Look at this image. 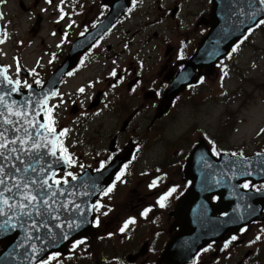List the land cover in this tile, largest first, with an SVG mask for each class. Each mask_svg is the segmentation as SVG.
Here are the masks:
<instances>
[{"label":"flooded vegetation","instance_id":"flooded-vegetation-1","mask_svg":"<svg viewBox=\"0 0 264 264\" xmlns=\"http://www.w3.org/2000/svg\"><path fill=\"white\" fill-rule=\"evenodd\" d=\"M13 3L31 12L33 36L46 27L40 47L27 41L21 22L14 24ZM216 10V0H0V59L23 87L42 86L73 55L78 40L92 37L48 102L47 128L58 133L59 153L68 163L53 180L65 183L120 163L95 203L91 232L72 243L65 256L71 259L77 248L82 249V264L86 253H94L97 264H264V202L263 217L237 229H221L227 206L216 211L220 194L213 192L206 200L213 209L198 199L194 188L189 200L194 179L188 175L215 173L214 168H203L210 165V155L264 156V128L257 147L231 151L218 145L219 137L208 126L192 127L178 137H154L162 121H176L177 108L213 95L214 82L227 77V60L241 52L249 36L259 31L258 45L262 39L264 18L213 65L199 62L211 60L215 52L194 62L216 23ZM109 20V27L95 36ZM25 44L32 48L27 56L18 48ZM28 58H34L32 64ZM180 79L192 81L158 116L165 94ZM211 115L209 108L207 116ZM201 143L211 153L195 159L193 151ZM241 186L259 193L264 181L247 179ZM262 200L264 196L259 204Z\"/></svg>","mask_w":264,"mask_h":264},{"label":"water","instance_id":"water-1","mask_svg":"<svg viewBox=\"0 0 264 264\" xmlns=\"http://www.w3.org/2000/svg\"><path fill=\"white\" fill-rule=\"evenodd\" d=\"M216 1L219 3V10L215 12L216 23L213 24L209 35L202 41L200 52L194 59V62H197L203 55L215 52V57L211 60L199 62L204 66L213 65L228 54L233 45L246 35L248 29L264 18L262 0H227V6L225 0ZM110 23L109 20L108 23L100 26L101 29L94 32L95 36L101 35ZM91 38L88 35L78 40L74 46L73 55H70L56 69L41 88L34 84L26 89L20 88L9 77L7 68L0 62V97H2L0 100V132H4L9 141L17 136L24 139L28 133L32 136V140L27 145H22L19 141L14 145L10 144L5 155L12 159H0V164L6 166V171L11 169L13 164L20 167L22 170L15 173L16 177L47 178L48 182L53 185L47 191L56 193L49 199L50 207H42L40 215L35 212L30 217L20 215L19 200L22 197L18 196L9 200V203L17 205L16 208L9 210L7 206L3 207L6 215H0V245L2 246L0 264H38L52 253L68 254L69 246L74 241L91 232L95 218V203L118 169L120 162H116L102 172L79 174L67 183L60 182L57 185L52 181L54 173L60 169L66 170L68 163L64 155L58 154V133L48 131L46 128L47 103L57 90L65 73L76 65L80 53L87 50ZM191 81L180 79L172 85L166 93L163 105L159 108L158 116L169 109L174 97ZM16 113L23 115L17 116ZM7 120L13 121V124H8ZM17 128L20 131H15ZM32 141L47 145V147H41L38 150L31 149L29 154L10 151L13 147L30 149ZM208 150L205 143L198 144L193 151L194 157H192L205 158L202 154ZM208 152L211 153V151ZM262 155L242 157L223 154L220 158L210 155L206 158L210 165L203 168L207 170L214 168L216 174L204 173L199 176L188 174L194 179L189 200H193L192 189L194 188V194L198 193V199L213 209L214 206L207 201H210L211 193H219L221 201L217 206L220 207L215 209L221 211L227 206V221L224 218L219 221V227L227 228V231L263 217L261 211L264 200L259 204L258 199L264 196V190L254 193L251 189L243 190L241 186L242 182L247 179L255 182L264 181V156ZM16 156H19L20 160H16ZM28 164H31L36 171L32 172L29 169L25 173L23 169ZM15 182L14 179H8L7 186L12 187ZM15 193L16 189H13V194Z\"/></svg>","mask_w":264,"mask_h":264},{"label":"rangeland","instance_id":"rangeland-1","mask_svg":"<svg viewBox=\"0 0 264 264\" xmlns=\"http://www.w3.org/2000/svg\"><path fill=\"white\" fill-rule=\"evenodd\" d=\"M13 4L16 9L12 14L15 18L14 24L21 22L27 41L33 40V48L40 47L42 36L46 35V27L43 31L41 28L34 31L33 36V32L30 31L33 19L31 12H22L18 4ZM260 32L262 39L259 45L256 41L259 31H255L243 42L241 52L235 58L227 60V77L216 78L212 96L210 94L197 97L188 101L185 107L177 108L174 112L176 121L175 118L162 121L161 132L154 137L158 138L162 135L178 137L187 130L191 132L192 127L203 129L208 126L210 130L215 131V136L219 137L218 145L227 151L257 147L260 144L259 133L264 128V28ZM45 39L48 40V38ZM26 45L29 47L26 48ZM30 45H18V48L23 49L27 56L32 49ZM7 49H9L8 46ZM258 49L262 50V56ZM27 61L32 64L34 58L32 60L28 58ZM242 75L246 76V81L241 77ZM165 99L166 94L163 101ZM209 108L212 111L211 116H207ZM81 250L74 249L71 259L64 255L53 254L40 264L45 262L47 264H82L79 260V256L82 255ZM86 254L88 258L85 261L86 264H97L99 259L94 256V253Z\"/></svg>","mask_w":264,"mask_h":264},{"label":"snow or ice","instance_id":"snow-or-ice-1","mask_svg":"<svg viewBox=\"0 0 264 264\" xmlns=\"http://www.w3.org/2000/svg\"><path fill=\"white\" fill-rule=\"evenodd\" d=\"M264 2V0H262ZM261 23H264V21H261ZM115 75V73H113ZM39 83V81H37ZM83 91V89H81ZM0 100H2V97H0ZM17 116L23 115L22 113H16ZM8 124H13V121L7 120ZM43 127V125H41ZM7 131V130H6ZM15 131H20V129H15ZM54 131V129H53ZM67 130H65L66 132ZM63 134V133H61ZM32 140V136L30 133L26 135V138L22 139L21 137L17 136L11 141H9L5 135L4 132H0V159H12L10 156H6L5 152L6 150H9L10 144H16L17 141H19L22 145H27L29 141ZM41 147H47V145H41L35 141H32L31 148L23 147L20 149H17L15 147L11 148L10 151L12 153H15L17 151L24 152L25 154H29L31 149L38 150ZM53 155H55V152L53 151ZM16 160H20L19 156L15 157ZM31 169L32 172H35L36 169L31 165L28 164L27 167L23 169L25 173H27ZM21 168L17 167L16 165H12V168L6 171V166L4 164H0V215H6L4 213L3 207L7 206L9 210L16 208V204L9 203V200L15 198V197H22V199L19 200V214L22 216H32L33 212H35L37 215L41 214L42 207H50L49 205V199H51L52 196H55V192H48V189H51L53 187L52 184L48 182L47 178H38V179H25L24 177H16L15 173L21 172ZM68 175H72L69 173ZM8 179H14L16 182L12 185V187L7 186V180ZM23 181V182H22ZM60 182L56 181V184L58 185ZM65 183H67V180H65ZM248 185L246 184L245 187ZM13 189H16V193L13 194ZM108 191H111V189H108ZM172 191H175L173 189ZM8 195H5V194ZM171 195V193H169ZM165 198H162V201ZM161 207H164L163 202H161ZM132 221H129L128 223H131ZM98 223V221H97ZM127 227V223L125 224V228ZM124 229L122 228L121 231ZM235 239V237H233ZM227 246V245H226ZM47 264V262H45Z\"/></svg>","mask_w":264,"mask_h":264}]
</instances>
